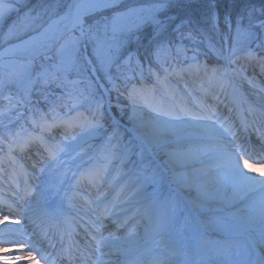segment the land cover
Masks as SVG:
<instances>
[{"label": "snow or ice", "instance_id": "6c2138e0", "mask_svg": "<svg viewBox=\"0 0 264 264\" xmlns=\"http://www.w3.org/2000/svg\"><path fill=\"white\" fill-rule=\"evenodd\" d=\"M234 5L222 29L216 0H0V244L27 246L4 264H264L240 167L264 160V3Z\"/></svg>", "mask_w": 264, "mask_h": 264}, {"label": "rangeland", "instance_id": "374dc122", "mask_svg": "<svg viewBox=\"0 0 264 264\" xmlns=\"http://www.w3.org/2000/svg\"><path fill=\"white\" fill-rule=\"evenodd\" d=\"M46 0H41V2H44ZM196 2L198 3H203L204 0H195ZM207 1V0H206ZM223 3H225L226 5L229 4V0H222ZM21 4H22V7H21V12L23 11H26L27 9H32V4H33V0H21ZM176 15V14H175ZM178 15V14H177ZM180 16V15H179ZM225 15H220L221 17V28L223 29V18H224ZM16 19V15L15 13L8 19V20H5V21H0V33H3V32H6L7 29H8V26L12 23L13 20ZM178 22V21H177ZM145 31H147V33H145ZM151 27H146L141 33H140V37H141V41L139 44H133L130 46V50L133 52L134 56H139L141 57L142 61H145L147 62V53H143V54H138V53H135L139 47H142L143 50L146 49L145 45L147 46L149 44V39H150V35H151ZM143 36H147V40L146 39H143L142 37ZM0 43H2V41H0ZM142 45V46H141ZM247 86L245 85V88ZM115 96V95H114ZM113 96V97H114ZM3 99H0V103H4V104H0V109H4L7 102L6 101H2ZM113 103H115V100L113 99ZM114 114L117 116V117H120L122 114L115 111V109L113 110ZM28 156V155H26ZM26 164L27 166L30 167V159H26ZM22 178H26V177H23ZM53 180H55V177H52ZM0 227H3L2 225H0ZM10 245H5V244H0V257H5V256H12L9 251H10Z\"/></svg>", "mask_w": 264, "mask_h": 264}, {"label": "trees", "instance_id": "16d2710c", "mask_svg": "<svg viewBox=\"0 0 264 264\" xmlns=\"http://www.w3.org/2000/svg\"><path fill=\"white\" fill-rule=\"evenodd\" d=\"M45 2L46 1L41 2V0H33L32 9L39 10V7ZM252 2L255 3L257 6H259L261 3H264V0H252ZM225 3H223L222 0H216V11H218L220 15H226L229 13H231L232 15H235L237 8L234 5V0H229V4H227V5ZM206 4H207L206 0H204L203 3H198L195 0H185V7L184 8H174L170 11L169 14H172V15L178 14V16L179 15L183 16L187 13V14H193L196 16H202L203 13L206 11ZM145 33H147V31H145ZM174 35L175 34H173V36ZM142 38L147 40L148 37L143 36ZM185 44H189V46H191L190 42H188V41H185ZM147 49L148 48L143 50L142 47H139L135 53H138V54L147 53ZM141 57H139V58H141ZM145 75L147 76V73Z\"/></svg>", "mask_w": 264, "mask_h": 264}, {"label": "bare ground", "instance_id": "6f19581e", "mask_svg": "<svg viewBox=\"0 0 264 264\" xmlns=\"http://www.w3.org/2000/svg\"><path fill=\"white\" fill-rule=\"evenodd\" d=\"M242 168L243 171H245L247 174L249 175H253L257 178H264V166L261 165H245L246 168H243L242 166H240ZM21 243H24V240L21 241ZM27 252V247L26 245L19 246V242H13V244H11V248L9 253L12 255L11 257H13L15 259V257L17 256H24ZM34 255V253H33ZM0 264H4V260L3 257H0ZM16 264H38L37 262V258L35 260L31 259V258H26L23 260H18L16 261Z\"/></svg>", "mask_w": 264, "mask_h": 264}]
</instances>
